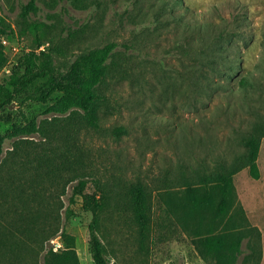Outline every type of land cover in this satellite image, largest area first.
I'll use <instances>...</instances> for the list:
<instances>
[{
  "label": "trees",
  "instance_id": "obj_1",
  "mask_svg": "<svg viewBox=\"0 0 264 264\" xmlns=\"http://www.w3.org/2000/svg\"><path fill=\"white\" fill-rule=\"evenodd\" d=\"M35 1L25 4L26 14L35 8ZM225 8L215 6L222 18L219 23L204 21L205 14L196 22L178 17L176 27L185 37L176 47L193 60L181 70L189 88L202 98L213 99L220 91L229 96L217 102L213 116L238 119L232 129L243 149L236 150L231 158L218 155L213 163L202 158L196 165H186L175 178L159 180L162 184L157 187L138 179L118 190L100 177H89L91 169L80 134L83 128H102V112L110 105L108 75L122 77L129 73L122 64L129 58L118 53V42L94 46L80 53L67 70H61L54 65V54L65 55L64 50L52 39L45 49L37 51L45 41L36 35L35 47L20 55L9 79L0 80V121L14 122L19 111L22 117L13 125L14 142L6 151V137L0 134V264H81L77 237L67 231L64 220L75 215L71 205L78 196L94 214L88 242L95 264H113L101 235L104 214L112 207L128 208L144 239L153 229L156 196L169 211L177 213L179 220L183 219L198 250L214 256L218 264H236L246 237L252 249L247 259L262 258L261 232L245 231L235 176L245 168L253 178L261 176L258 159L264 139V80L253 70L241 71V48L252 39L249 19L242 10L227 12ZM5 32H10L7 26L0 28V33ZM186 34L196 37L186 38ZM236 55L241 57L237 59ZM7 60L0 46V68ZM57 91L62 96L49 106L54 115L51 119L39 122L23 110L29 100L48 103ZM236 94H241L239 100ZM16 102L19 106L14 108ZM53 129L55 135L69 142L66 151L29 146L19 138L37 131L49 137ZM113 132L121 136L127 128L115 126ZM90 180L97 187L92 193L86 191ZM69 186L72 193L66 206L63 196ZM177 188L183 189L180 198ZM58 235L64 247L55 251L51 239Z\"/></svg>",
  "mask_w": 264,
  "mask_h": 264
},
{
  "label": "rangeland",
  "instance_id": "obj_2",
  "mask_svg": "<svg viewBox=\"0 0 264 264\" xmlns=\"http://www.w3.org/2000/svg\"><path fill=\"white\" fill-rule=\"evenodd\" d=\"M29 1L0 0V28L7 26L33 47L37 34L45 43L53 39L65 52L54 54L57 68L67 70L80 53L109 41H117L118 53L129 58L122 63L129 73L122 77L108 75L110 105L102 112V128H83L80 134L91 169L89 177H100L118 190L138 179L157 187L162 184L159 180L175 178L186 165H196L202 158L213 163L218 155L231 158L236 150L243 149L232 129L238 119L213 116L217 102L229 96L220 91L213 99L202 98L183 79L181 70L193 60L176 47L177 41L185 37L176 24L178 17L196 22L201 14H205L204 21L219 23L222 18L215 9L217 4L226 5L227 12L242 10L249 19L252 39L241 48V71L253 70L264 80V0H36L35 8L26 14L24 7ZM191 35L196 37L186 34V38ZM237 84L235 81L234 86ZM61 96L62 92L57 91L48 103L29 100L23 110L31 119L46 121L54 116L49 106ZM235 98L239 100L241 94ZM18 106L16 102L14 108ZM243 113L248 116L247 111ZM21 121L20 111L14 122L0 121V134L6 137L5 151L14 142V123ZM120 125L127 132L117 136L113 128ZM19 138L29 146L61 151H66L69 143L55 135L54 129L49 137L37 131ZM258 161L260 178H253L245 168L236 174L235 184L245 231L261 232L262 258L247 259L252 249L246 237L236 264H264V139ZM96 188L90 180L86 191L92 193ZM182 190H177V198L183 195ZM71 193L69 186L63 196L66 206ZM116 200L117 196L114 204ZM71 208L75 215L64 220L67 231L77 237L81 264H95L88 242L94 214L84 207L81 196ZM186 226L156 196L149 237L141 238L132 212L126 207H112L104 214L101 235L113 264H218L214 256L198 250Z\"/></svg>",
  "mask_w": 264,
  "mask_h": 264
},
{
  "label": "built area",
  "instance_id": "obj_3",
  "mask_svg": "<svg viewBox=\"0 0 264 264\" xmlns=\"http://www.w3.org/2000/svg\"><path fill=\"white\" fill-rule=\"evenodd\" d=\"M49 42L43 43L41 46L36 48L37 51L45 49V46L48 45ZM0 46L3 48L5 54L8 57L7 63L1 68V73L3 75V80L9 79L13 73V69L15 65L19 63V57L24 52H28L32 50L34 47L31 46L26 39L23 37H19L14 32H5L0 33ZM64 247V241L62 237L58 236L52 239V248L55 251H59Z\"/></svg>",
  "mask_w": 264,
  "mask_h": 264
}]
</instances>
